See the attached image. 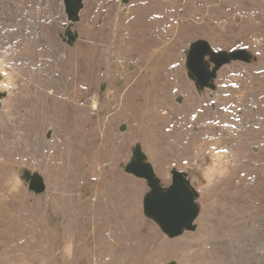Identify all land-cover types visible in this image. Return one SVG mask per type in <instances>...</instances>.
I'll use <instances>...</instances> for the list:
<instances>
[{"label": "rangeland", "instance_id": "1", "mask_svg": "<svg viewBox=\"0 0 264 264\" xmlns=\"http://www.w3.org/2000/svg\"><path fill=\"white\" fill-rule=\"evenodd\" d=\"M0 4V264H264V0H84L73 45L63 0ZM199 38L253 54L221 67L214 108L180 70ZM137 142L163 184L188 171L195 230L145 216Z\"/></svg>", "mask_w": 264, "mask_h": 264}, {"label": "water", "instance_id": "2", "mask_svg": "<svg viewBox=\"0 0 264 264\" xmlns=\"http://www.w3.org/2000/svg\"><path fill=\"white\" fill-rule=\"evenodd\" d=\"M63 3L69 21L63 33L64 40L69 45H73L79 33L73 30L72 25L81 18L80 13L84 8V0H63ZM207 55L215 64L212 68L211 62L206 60ZM252 59L253 54L245 47L232 50L214 49L207 39L199 38L193 41L189 48V75L200 89L206 87L215 89L218 70L224 64L233 60L250 62ZM5 96L6 92H0V106L1 99ZM125 171L146 181L149 190L143 197V211L145 216L154 221L163 233L174 238L185 231L195 230L197 227L195 221L199 216L201 206L197 201L199 192L187 171L173 168L170 183L163 184L139 142L135 143L132 148V156L125 165ZM21 177L28 183V188L32 192L41 194L46 191L47 185L40 172L24 167L21 170ZM168 264H176V261Z\"/></svg>", "mask_w": 264, "mask_h": 264}, {"label": "flooded vegetation", "instance_id": "3", "mask_svg": "<svg viewBox=\"0 0 264 264\" xmlns=\"http://www.w3.org/2000/svg\"><path fill=\"white\" fill-rule=\"evenodd\" d=\"M8 0H4V2H7ZM26 3V2H25ZM1 5V4H0ZM4 7H6V3L3 4ZM69 24V23H68ZM72 28L73 30H77L74 25H72ZM62 35V38H63V41L64 40V34H61ZM66 42V41H65ZM67 43V42H66ZM191 45V43H190ZM213 47V46H212ZM188 53H189V49H185L184 51V54L181 56L182 57V63H181V66H180V70L181 68H184V74L187 78V80L189 81L188 83V90L191 92L192 95H196L198 94L199 97L201 98V100L203 98L206 99V103L208 104L210 102V105L212 108H214V101H213V95L211 93V91H215L216 89H211V88H204V89H200L196 82L190 77L189 73H190V70L188 69V63H189V60H188ZM206 60L211 62V68L215 65L214 62L211 61V58L209 55L206 56ZM131 68V67H130ZM221 69V68H220ZM219 69V70H220ZM218 70V72H219ZM217 79V78H216ZM104 88V87H103ZM174 92L176 93V100L177 101H181L183 99V95L185 92L183 91H178V90H174ZM192 110V108L190 107L189 110L187 111L188 113H190ZM123 127V126H122ZM184 171H187L186 169H183ZM188 172V171H187Z\"/></svg>", "mask_w": 264, "mask_h": 264}, {"label": "clouds", "instance_id": "4", "mask_svg": "<svg viewBox=\"0 0 264 264\" xmlns=\"http://www.w3.org/2000/svg\"><path fill=\"white\" fill-rule=\"evenodd\" d=\"M20 183H21V182H20L19 178L17 177V178H16V181H15L16 186H19Z\"/></svg>", "mask_w": 264, "mask_h": 264}, {"label": "crops", "instance_id": "5", "mask_svg": "<svg viewBox=\"0 0 264 264\" xmlns=\"http://www.w3.org/2000/svg\"><path fill=\"white\" fill-rule=\"evenodd\" d=\"M182 85H178L176 88H178V89H182Z\"/></svg>", "mask_w": 264, "mask_h": 264}]
</instances>
